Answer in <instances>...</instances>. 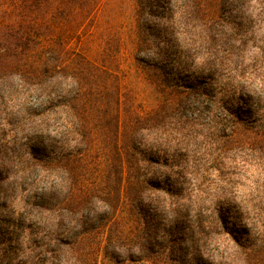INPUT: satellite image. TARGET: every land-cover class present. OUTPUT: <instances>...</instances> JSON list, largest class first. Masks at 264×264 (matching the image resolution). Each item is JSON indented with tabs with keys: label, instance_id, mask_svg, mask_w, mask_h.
<instances>
[{
	"label": "rangeland",
	"instance_id": "1",
	"mask_svg": "<svg viewBox=\"0 0 264 264\" xmlns=\"http://www.w3.org/2000/svg\"><path fill=\"white\" fill-rule=\"evenodd\" d=\"M84 2L57 0L53 8L58 12L51 23L66 45L64 50L59 43H50L57 46L52 59L56 64L69 61V99L76 94L77 82L89 92L90 128L96 137L94 145L75 144L80 125L69 106V151L89 152L79 168V162L69 158V194L73 182L87 184L88 178L95 180L99 174L103 185L112 183L119 152L133 177L132 182L126 178L115 219L108 210L99 211L104 204L100 199L97 206L92 204L94 211L86 212L88 216L69 211L58 231L69 237V245H53L52 259L56 264L65 260L165 264L171 261L170 246L179 260H188L196 237L202 262L229 261V236L223 230L216 241L210 222L239 212L264 222V164L252 149L262 144L264 132L260 127L252 130L248 120L245 126L236 125L227 111L234 102L217 100L222 98V87L231 82L232 94H250L251 107L235 108L243 118H249L251 110L254 118L264 114V0ZM234 17L243 24L233 29ZM74 68L79 81L73 79ZM6 86L7 82L0 83V88ZM19 97L0 99V173L16 176L13 192L6 193L1 186L0 196L20 201L29 194L27 188L47 201L38 200L40 205L35 206L43 218L37 228L43 244L56 236L50 224L53 212L46 205L51 208L62 197L60 175L44 173L38 166L21 173L27 166L21 161L33 149L39 155L49 154L60 145L55 140L62 135L55 120L41 123L30 114L22 117L19 112L27 113ZM41 100L37 94L31 97L34 104ZM10 112L22 120H4ZM129 153L137 159L129 158ZM84 165L90 171L85 172ZM153 200L160 210L158 224L144 226L136 202L148 206ZM154 215L149 210L144 218L151 222ZM171 218H177V227ZM111 229L114 239L109 243ZM172 230L188 240L170 242ZM121 232L129 237L124 239ZM39 253L44 259L53 256L45 248Z\"/></svg>",
	"mask_w": 264,
	"mask_h": 264
},
{
	"label": "trees",
	"instance_id": "2",
	"mask_svg": "<svg viewBox=\"0 0 264 264\" xmlns=\"http://www.w3.org/2000/svg\"><path fill=\"white\" fill-rule=\"evenodd\" d=\"M56 1L0 0V83L2 81L8 83L5 88H0V99L12 101L15 95H20L21 105L27 113L19 112L22 117L26 118L30 114L35 117L34 120L36 119L41 123L55 120L56 123H60L57 131L62 135L60 139L51 138L52 141L55 140L60 145L54 146L52 144L54 150H51L49 154L41 155L40 153L39 155L33 149L32 153L25 155L21 163L27 166L23 167L21 173L33 170L31 168L38 166V168H43L42 172L44 173L59 174V185L63 187L61 190L62 197L56 200V204L51 208L46 205L47 209L53 212L50 224L54 226L53 231L56 236L43 244L38 239L40 231H37L40 225L39 221H42L43 218L37 214L38 210L36 211L35 206L40 205L38 200L42 204H48L47 201L40 200L42 199L40 194L27 188L25 191L29 194L23 196L24 199L20 201H14L11 198L5 199L0 196V264H56L52 259L56 257L54 256L56 250H54L53 245H69V237L64 238L58 232L63 227L61 226L63 221L69 219V211L76 210L80 216H88L86 212L94 211L92 204L97 206V202L101 200L104 204L98 206L99 211L102 212L101 209L104 208L115 219L125 192L126 178L127 181H131L133 177L132 168L126 164L125 156L119 152L117 155L119 165L116 168V178L112 183L103 185L102 175L99 174L95 180L88 178L87 184L80 185L79 180L73 182L74 185H72V191L69 194V158L79 162V165L76 166L79 168L82 162L86 163L89 156L86 149L69 151V106L74 111L73 113L80 125V129L77 130L79 136L74 139L75 144L87 142L94 145L96 144V137L90 128L89 105L91 99L88 95L89 92L82 82H77L76 94L69 99V61L56 64L52 59V53L55 52L54 48L57 46L50 43H59V46L66 50L65 42H61L55 32L56 29L51 24L57 11L53 8ZM84 3L91 5L92 0H85ZM232 23L234 29L235 26H241L243 21L234 17ZM238 35L236 33L235 42L239 41ZM43 41H47L45 46H40ZM77 69L74 68L71 71L73 72V79L79 81L80 77L75 75L78 74ZM229 85L232 83L228 82L226 86L222 87L223 95L217 100V103L222 100L233 101V108L227 111H230L231 115L236 118V125L245 126L246 120H248V123L251 122L253 125L252 130L254 127H260L261 132H264V114L262 118H254L252 117L253 110H251L249 118H243L241 112L235 109L237 104L251 107L250 94L248 92L239 95L232 94V88ZM233 92L235 91L233 90ZM34 94L39 95L44 100L37 104L32 103L31 97ZM5 115L4 120H22L18 116V119H14L12 112ZM80 137L82 138L80 139ZM252 149L260 155L262 154L259 155L260 157L258 156V159H260V164H264V141L261 145L258 144V147L253 145ZM130 156L135 161L134 157L137 155L129 153V158ZM82 168L85 172L90 169L88 165H84ZM60 170L64 171L66 176H61ZM75 174L77 173L75 172ZM15 177L14 174L3 176L0 173V187L4 186L6 193L13 192ZM78 191L81 192L78 193ZM140 194L139 192L138 195ZM97 199L100 200L97 201ZM133 201H135L134 198ZM137 202V209L144 219L143 225H149V227L151 224L157 225V213L160 210L155 200L148 206ZM130 205L134 208V203ZM131 206L130 209L133 211ZM149 210H153L156 214L152 217L151 222L144 218V213ZM176 221H178L177 218H171V223L176 224L177 227L178 222ZM210 223V227L217 234L216 241H220L219 235L225 230L226 235L229 236L228 242L232 244L230 245L232 252L228 257L229 261L219 262V264H264V254L261 253H264V222H258L248 213L239 212L233 217L220 216L216 221ZM153 230L154 228H152L151 233ZM121 236H124V239L129 237L128 232H121ZM180 238L184 242L188 240L185 235L181 236L180 234L178 236L176 230L170 231L168 237L170 242H175ZM113 239L111 229L108 232L107 241L111 243ZM196 239L195 237L193 240L195 244L193 243L190 248L191 256L188 260H179L181 257L175 253V247L170 246L167 248V255L171 261H166L165 264H217L214 261L202 262L200 257H202L203 250L197 247ZM44 248L47 254L53 253V256L47 259L41 258L39 251ZM167 255L165 253L164 256L167 258ZM61 264H69V262L65 260ZM92 264L98 263L94 261Z\"/></svg>",
	"mask_w": 264,
	"mask_h": 264
}]
</instances>
